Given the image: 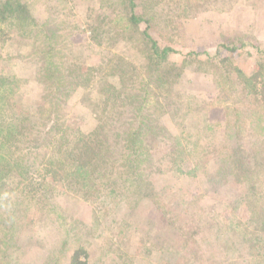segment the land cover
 <instances>
[{"label": "rangeland", "instance_id": "374dc122", "mask_svg": "<svg viewBox=\"0 0 264 264\" xmlns=\"http://www.w3.org/2000/svg\"><path fill=\"white\" fill-rule=\"evenodd\" d=\"M20 1L0 19V123L21 124L0 147V264L81 247L86 264H264V92L237 76L264 70V0Z\"/></svg>", "mask_w": 264, "mask_h": 264}, {"label": "trees", "instance_id": "16d2710c", "mask_svg": "<svg viewBox=\"0 0 264 264\" xmlns=\"http://www.w3.org/2000/svg\"><path fill=\"white\" fill-rule=\"evenodd\" d=\"M129 3L131 5L130 6L131 9H134L136 7L135 0H129ZM27 11L28 9L26 5L22 3L20 0H0V19L2 20L10 17L12 18L23 17L24 13H27ZM131 18L135 22V24H138L140 22V20L134 14H132ZM151 48H152V55L150 54L149 58L153 61L167 59L169 52L171 51V48L169 47H164L163 49H160L159 45L155 41L152 43ZM221 60H224V58H221ZM261 68L262 67L260 65V68L257 71H254L252 74H245V75H244V71L241 68L237 69L238 71L237 76H240L241 79H239V81L245 84L244 88L247 89L246 90L247 94L255 96V98L258 100H259L258 97L260 95L263 98V92H264V70H262ZM5 86L6 85L4 83L0 84V90L2 95H4L3 89ZM4 104L5 102L0 100V110L4 106ZM10 124L12 123H6V124L3 122L0 123V139H1L0 147L8 146L11 143V138L15 137V132H17L18 128L21 126V124L15 126H12ZM32 125L34 126V122L32 123ZM33 126L27 128L31 131L33 130ZM37 134L43 135L42 139H44V136H48V134L50 133L48 132V130H45L44 132L43 130L36 129L26 138H24L23 142L24 143L27 142L29 138L36 136ZM12 142L17 143L16 141H12ZM1 157H4V155H2ZM47 171L49 170L47 169ZM47 173H50V171ZM73 175H81L87 177V171L83 168V166H79L78 170L73 172ZM252 188L254 187L252 186ZM82 255H84L85 260H82L81 258ZM72 257L74 258L75 261H77L76 263L80 262L81 264H86L88 253L86 252V250H83V248L81 247L76 251H74Z\"/></svg>", "mask_w": 264, "mask_h": 264}]
</instances>
